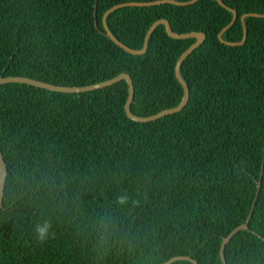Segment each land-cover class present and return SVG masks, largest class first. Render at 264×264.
<instances>
[{
	"label": "trees",
	"instance_id": "trees-1",
	"mask_svg": "<svg viewBox=\"0 0 264 264\" xmlns=\"http://www.w3.org/2000/svg\"><path fill=\"white\" fill-rule=\"evenodd\" d=\"M132 1L154 0H0V76L83 86L126 72L133 113L177 106L176 63L195 39L160 24L144 54L127 52L100 29L108 9ZM224 2L239 17L223 37L241 41V16L264 14V0ZM161 18L176 32L207 34L183 62L190 100L179 112L133 121L125 79L81 93L0 85V264H163L177 255L223 264V239L246 222L261 176L249 227L224 254L228 264H264V17L246 18L237 46L218 38L233 12L217 0L120 7L107 23L141 49ZM125 192L129 203L116 204ZM45 218L55 237L39 245L33 225Z\"/></svg>",
	"mask_w": 264,
	"mask_h": 264
},
{
	"label": "water",
	"instance_id": "water-1",
	"mask_svg": "<svg viewBox=\"0 0 264 264\" xmlns=\"http://www.w3.org/2000/svg\"><path fill=\"white\" fill-rule=\"evenodd\" d=\"M198 0H188V1H178V0H154V1H132V2H124V3H120L117 5H114L113 7H111L110 9H108L104 16H103V23H104V28L105 30H102L99 28V24H98V18L96 15V25L97 27L100 29V32L103 33L104 35H106L108 38L112 39L115 43H117L120 47H122L124 50H126L127 52L131 53V54H144L148 48H149V44H150V39L152 37L153 32L155 31V29L158 27V25L163 24L166 27V30L168 32V34L176 39H189V38H194L195 42L192 43L183 53L182 55L179 57L177 63H176V67H175V74H176V78L178 79V81L181 83L182 87H183V97L181 102L175 106V107H171V108H167L164 110H161L158 113H155L153 115H148V116H142V115H138L132 112V102L134 100V96H135V85H134V81L132 76L129 73L123 72L111 79L108 80H104L98 83H93V84H88V85H83V86H69V85H60V84H55V83H51V82H47L44 80H40V79H36V78H32V77H26V76H0V85L2 84H6V83H12V82H17V83H26L29 85H33L39 88H44V89H48L51 91H56V92H64V93H81V92H87V91H93V90H97V89H102L111 85H114L122 80H126L128 83V98L127 101L125 103V112L127 114V116L132 119L133 121L136 122H149V121H154L156 119H159L165 115L168 114H174L176 112L181 111L189 102L190 100V87L189 84L185 81L184 77L182 76L181 73V68L183 65V62L185 61V59L196 49L198 48L202 43L205 42L206 38H207V34L205 32L202 31H191V32H184V33H179L174 31V29L172 28V25L170 23V21L167 18H161L156 20L151 27L149 28V30L147 31L146 37H145V41H144V45L141 49H136V48H132L129 45H127L126 43L120 41L114 34L113 32L110 30V28L108 27V23H107V17L108 15L113 12L114 10L120 8V7H126V6H153V5H159V4H165V3H173L176 5H190V4H194L196 3ZM219 2L220 5H222L223 7H225L226 9L230 10L231 12H233V19L231 20V22L226 25L218 34V38L220 39L221 42L227 44V45H231V46H237V45H243L248 37V31H247V27H246V18L249 16H255V17H264V14H260V13H256V12H251V13H245L241 16V21L243 23V27H244V36L243 39L241 41H228L226 39H224L223 34L225 33V31L232 26L233 24H235V22L237 21L239 14L238 11L229 6L228 4H226L224 2V0H217ZM98 4V0H96V6ZM97 11V7L96 10ZM264 172V166H263V171L262 174ZM7 176H8V167H7V163L4 159V155L3 152L0 148V213H1V209L3 207V200H4V195H5V188H6V181H7ZM261 185H262V176H261V180L258 181V191H257V195L255 198V201L253 203V207L250 211V214L246 220V222L238 227H236L231 233L230 235H228L227 237H225L223 239V242L221 244V248H220V255L223 261V264H228L226 256L224 254V250L225 247L227 245V243L230 241L231 237L238 232L241 229H247L249 227V223L251 221L253 212H254V208L256 205V202L258 200V196H259V192L261 189ZM189 260L191 262H193L194 264H200L198 262L197 259H195L192 256L189 255H177L172 257L171 259H169L168 261L164 262L163 264H172L175 261L178 260Z\"/></svg>",
	"mask_w": 264,
	"mask_h": 264
},
{
	"label": "clouds",
	"instance_id": "clouds-1",
	"mask_svg": "<svg viewBox=\"0 0 264 264\" xmlns=\"http://www.w3.org/2000/svg\"><path fill=\"white\" fill-rule=\"evenodd\" d=\"M130 197L128 194L122 193L116 197V204L120 206H125L129 203ZM133 204H137L138 201L132 200ZM53 225L50 219H41L33 225L34 233V243L43 245L46 244L50 239L55 237V233L52 231ZM101 240H104V237L101 236Z\"/></svg>",
	"mask_w": 264,
	"mask_h": 264
}]
</instances>
